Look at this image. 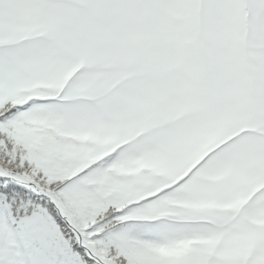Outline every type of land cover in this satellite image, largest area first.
<instances>
[{
  "label": "snow or ice",
  "instance_id": "obj_1",
  "mask_svg": "<svg viewBox=\"0 0 264 264\" xmlns=\"http://www.w3.org/2000/svg\"><path fill=\"white\" fill-rule=\"evenodd\" d=\"M0 264H264V0H0Z\"/></svg>",
  "mask_w": 264,
  "mask_h": 264
}]
</instances>
